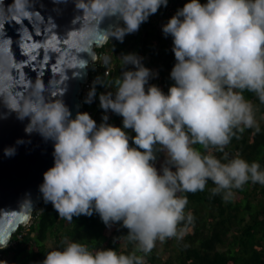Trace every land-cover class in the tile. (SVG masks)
<instances>
[{"label":"clouds","instance_id":"9594fccd","mask_svg":"<svg viewBox=\"0 0 264 264\" xmlns=\"http://www.w3.org/2000/svg\"><path fill=\"white\" fill-rule=\"evenodd\" d=\"M167 4L91 0L90 9L101 20H123V25L110 27L112 38L123 41ZM16 6L24 12L26 0H16ZM162 31L173 38L176 59L167 93L149 84L155 74L141 57L129 53L122 56L125 70L107 86L115 91L99 96L100 107L121 116L123 127L108 123L107 114L99 125L88 112L73 117L63 98H49L40 81L9 107L19 119H29L27 133L54 141L55 162L40 185L45 202L69 222L95 212L109 227L119 223L135 245L131 253L92 250L64 238L62 247L48 251L42 264H145L157 241L181 240L193 223L192 213L186 212L188 200L180 193L204 191L211 180L212 194L228 201L234 189L249 181L264 185L259 163L229 158L225 152L238 132L253 127L259 131L254 106L244 92L264 103V0H187ZM95 62L104 65V53ZM96 85L106 87L97 78L86 103L95 99ZM157 145L166 154L159 168ZM212 150L224 153L223 158ZM14 154V147L5 149V155ZM9 242L0 236V248Z\"/></svg>","mask_w":264,"mask_h":264},{"label":"trees","instance_id":"16d2710c","mask_svg":"<svg viewBox=\"0 0 264 264\" xmlns=\"http://www.w3.org/2000/svg\"><path fill=\"white\" fill-rule=\"evenodd\" d=\"M187 0H168L167 6H161L138 31L127 34L123 41L112 35L108 42L97 50L105 55L104 65L90 64L91 87H84L82 112H88L99 125L107 114L108 123L123 127V118L114 112L100 107L99 96L107 91H115L112 85L125 70L122 68V56L135 53L142 63L155 74L149 84L159 86L165 93L174 83L170 73L176 63L173 52V38L166 36L163 25L181 9ZM206 2V0H202ZM123 25V23L121 24ZM128 65L127 68H132ZM109 70V73H106ZM99 78L102 85H96V96L92 103H86V97ZM245 98L254 106L256 128H246L237 133L225 148L229 158L242 157L249 162H257L264 170V103L252 92L245 91ZM129 134L134 136L132 130ZM156 146L157 167H161L166 154ZM204 154H209L200 145H195ZM212 154L223 158L224 153L212 150ZM215 185L211 180L204 191L180 193L188 200L186 212H191L194 220L188 227L183 239L164 241L165 254H158L154 248L144 257L149 264H264V185L246 183L241 189L233 190V197L225 201L222 194L213 195ZM238 195V196H237ZM127 229L121 224L105 225L98 213L91 216H74L73 221L59 217L50 202L43 199L34 210L30 224L20 226L14 233L10 244L0 248V264H42L47 252L62 247L64 238L87 244L92 250L114 248L117 251L131 253L134 243L127 240ZM144 255L143 253H137Z\"/></svg>","mask_w":264,"mask_h":264},{"label":"water","instance_id":"95a60500","mask_svg":"<svg viewBox=\"0 0 264 264\" xmlns=\"http://www.w3.org/2000/svg\"><path fill=\"white\" fill-rule=\"evenodd\" d=\"M90 3L26 0L21 12L16 0H0V236L10 242L20 226L31 222L43 200L44 173L55 161L54 141L27 133L29 119H19L9 107L40 81L49 98H63L73 117L82 112V91L90 64L98 59L97 48L108 42L111 26L123 23L116 17L101 20ZM9 147L15 148L12 156L5 155Z\"/></svg>","mask_w":264,"mask_h":264},{"label":"rangeland","instance_id":"374dc122","mask_svg":"<svg viewBox=\"0 0 264 264\" xmlns=\"http://www.w3.org/2000/svg\"><path fill=\"white\" fill-rule=\"evenodd\" d=\"M238 196V195H237ZM164 248H165V245L163 242H160V241H157L156 243V246H155V249H156V252L160 255V254H165L164 252ZM145 264H149V262H145Z\"/></svg>","mask_w":264,"mask_h":264},{"label":"built area","instance_id":"2783aa9c","mask_svg":"<svg viewBox=\"0 0 264 264\" xmlns=\"http://www.w3.org/2000/svg\"><path fill=\"white\" fill-rule=\"evenodd\" d=\"M86 86H87V87H90V86H91L90 82H88V83L86 84Z\"/></svg>","mask_w":264,"mask_h":264}]
</instances>
